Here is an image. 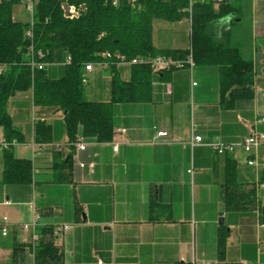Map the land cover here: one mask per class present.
<instances>
[{
  "label": "crops",
  "instance_id": "obj_1",
  "mask_svg": "<svg viewBox=\"0 0 264 264\" xmlns=\"http://www.w3.org/2000/svg\"><path fill=\"white\" fill-rule=\"evenodd\" d=\"M230 3L241 17L235 22L224 19L219 26L229 27L231 45L254 65V99L225 109L219 70L214 67L173 71L168 81L157 76L150 102L115 107L111 142L86 138L80 127L78 142L86 149L74 153L71 184H56L54 178L56 162L71 153L63 112L34 107L31 93L11 100L9 114L23 135V142L13 145V153L32 162L33 182L4 185L0 156V206L11 214L0 224V264H14L16 243L27 247L17 264H36L32 233L22 230L36 220L37 230H55L63 253L61 264H264L259 210L227 212L224 192L226 158L231 157L242 182L256 184L258 202L264 207V184H259L264 167L248 166L240 148L234 154L218 155L210 146L237 145L253 132L264 133V124H256L264 120V0ZM50 70L59 74L58 67ZM117 70L122 79H130V66ZM87 75L95 83L87 93L89 101L109 102L110 69L96 68ZM29 101L30 109L24 107ZM38 119L52 126L51 143L35 141ZM159 131L170 137L158 139ZM196 136L204 143L191 146ZM1 140H6L2 127ZM259 153L264 158V147ZM64 225L71 227L69 232H58ZM2 226L8 229L6 236ZM221 230L227 234L224 261L218 252Z\"/></svg>",
  "mask_w": 264,
  "mask_h": 264
},
{
  "label": "trees",
  "instance_id": "obj_2",
  "mask_svg": "<svg viewBox=\"0 0 264 264\" xmlns=\"http://www.w3.org/2000/svg\"><path fill=\"white\" fill-rule=\"evenodd\" d=\"M20 2L6 0L0 4V65L6 68L0 75V127L4 129L7 142H23V135L9 114L11 100L20 93H31L33 106L42 111L63 112L71 153L54 166L56 184L73 183V156L80 127L86 138L99 143L111 142L115 130V107L147 103L152 99L153 84L158 75L148 65L130 66L131 77L126 81L115 63L109 67L113 75L109 83L110 101L86 100L83 84L85 66L103 62L101 55L104 53L124 56L127 61L158 56L185 60L192 54L200 70L211 67L219 70L221 104L225 109H232L237 102L254 99V65L242 57L238 46L231 45L229 27L220 29L219 26L224 19L230 18L235 22L241 17V12L230 0L222 2L218 9L215 8L216 0H120L117 6L112 0H36L32 24L14 19L13 7ZM63 2L85 6L86 9L79 19L70 20L62 10ZM184 20L190 21L187 49L155 44L157 21L172 26ZM30 29L33 31L32 39L27 37ZM32 45L36 51L46 54L45 62L59 64V74L52 73L50 69L54 67L33 72L26 65L29 62L28 49ZM68 57L72 58L71 64H65ZM173 74L171 71L158 77L168 81ZM31 102L24 107L30 109ZM52 133V126L45 122L35 125L37 143H51ZM32 182V162L17 159L13 145H10L3 151L2 183L28 186ZM259 184H264V171ZM224 192L227 212L259 210L260 219L264 222V207L258 202L256 184L242 182L237 164L231 157L226 158ZM221 231L218 252L220 260L224 261L227 234ZM37 234L35 263L61 264L63 253L56 243L55 230L41 227ZM26 249V246L14 245V264L23 261Z\"/></svg>",
  "mask_w": 264,
  "mask_h": 264
},
{
  "label": "built area",
  "instance_id": "obj_3",
  "mask_svg": "<svg viewBox=\"0 0 264 264\" xmlns=\"http://www.w3.org/2000/svg\"><path fill=\"white\" fill-rule=\"evenodd\" d=\"M6 0H0V4ZM136 0H131V2H135ZM225 0H216V4L220 5L222 2ZM29 4L26 5V8L28 11L32 13L34 16L35 12V3L36 0H29ZM113 5L117 6L120 3V0H112ZM85 6H74L70 5L66 2H63L62 4V10L65 14V17L70 19V20H75L79 19L83 12L85 11ZM27 37L29 39L33 38V31L30 29L27 32ZM27 56L29 58V62L26 63L27 66L31 68V70L34 72L36 70H45L50 67H58L59 64L57 63H47L44 61L46 58V54L42 51H36L34 49V46L32 45L28 49ZM103 62L99 63H90L85 66V71L83 75V84H87V74L92 73L96 68H109L111 65H114L115 63L117 64V67L119 66H133V65H139V64H144L148 65L151 69L152 72L155 75H161L167 72L171 71H182V70H190L193 72L196 69V63L194 62V59L192 57V54L189 55L185 60H178L174 59L172 57H166V56H158L154 58H146V59H134L132 61H127L126 57L121 56V55H116V54H111V53H104L101 55ZM72 58L68 57L66 60L65 64H71ZM6 70L5 66L0 65V75L4 73ZM194 86H197L196 83H194ZM256 124H264V120H258ZM125 132V131H121ZM170 135L169 133L165 131H159L157 132V138L158 139H167L169 138ZM204 143V139L201 136H196L189 144L191 146H196ZM16 142L13 144L7 142L6 140H1L0 141V152H3L4 150L8 149L10 145H14ZM211 148L213 151L218 154V155H225V154H234L239 148L243 151V153L247 156V165L250 166L251 168L258 169L260 166L264 167V158L261 157L259 151L262 147H264V133L262 132H253L251 135L243 139V141L237 145L235 144H226L223 142H217V143H212ZM76 149L80 151H84L86 149V146L81 143L77 142L76 143ZM114 151H118V146L114 147ZM7 221V219H4ZM259 230L264 232V222L259 220L258 224ZM2 234L3 236H6L8 234V229L6 226H2ZM37 220L33 222V224H25L22 226V230L25 232H31L32 233V243H33V250H34V255H35V248L37 246L38 242V234H37ZM69 225H64L62 228L58 229V232H63L67 233L70 230ZM260 249H264V241L260 240ZM99 264H104L102 261H99Z\"/></svg>",
  "mask_w": 264,
  "mask_h": 264
},
{
  "label": "rangeland",
  "instance_id": "obj_4",
  "mask_svg": "<svg viewBox=\"0 0 264 264\" xmlns=\"http://www.w3.org/2000/svg\"><path fill=\"white\" fill-rule=\"evenodd\" d=\"M29 3H30L29 0H21L19 4H16L13 7L14 18L23 24L33 23V15L26 8V5H28ZM215 8L217 9L219 8V5H217L216 3H215ZM165 25H169V24L164 23L163 21H157L155 23V29H154L155 44L158 47L178 46L181 48H184V47L186 48V44L187 45L189 44L188 33L190 30V21L185 20L183 21V24L179 23V24L172 25V26H165ZM247 26L248 24L245 23L244 34H243L245 38L248 37V27ZM237 31L238 29L234 30V35H236ZM86 76H87V84H84L85 94H86L85 98L86 100H90L87 96L88 95L87 93L90 92V88H91L90 86L95 85V83H94V79L91 80L88 75ZM38 122H43V120L38 119L36 124ZM0 156L1 157L3 156L2 152H0ZM10 210H12V212L16 211V209L14 208H11ZM5 216H7L8 219L11 218L10 217L11 214L10 212H8V209L0 206V224L4 223L3 221H4Z\"/></svg>",
  "mask_w": 264,
  "mask_h": 264
},
{
  "label": "water",
  "instance_id": "obj_5",
  "mask_svg": "<svg viewBox=\"0 0 264 264\" xmlns=\"http://www.w3.org/2000/svg\"><path fill=\"white\" fill-rule=\"evenodd\" d=\"M220 224H221V225L223 224V219H221Z\"/></svg>",
  "mask_w": 264,
  "mask_h": 264
}]
</instances>
